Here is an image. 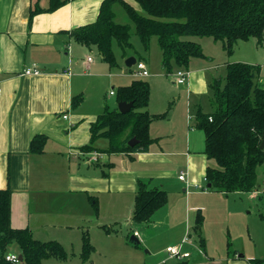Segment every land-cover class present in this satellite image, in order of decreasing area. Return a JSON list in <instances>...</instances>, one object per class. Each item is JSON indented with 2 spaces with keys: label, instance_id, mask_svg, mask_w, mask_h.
Masks as SVG:
<instances>
[{
  "label": "crops",
  "instance_id": "0c3cea01",
  "mask_svg": "<svg viewBox=\"0 0 264 264\" xmlns=\"http://www.w3.org/2000/svg\"><path fill=\"white\" fill-rule=\"evenodd\" d=\"M101 2L67 0L53 11L30 17L33 5L46 8L48 0H0V188L11 189V226L28 227L35 238L45 241H63L61 234L75 225L88 233L90 229L102 231V225L126 227L127 234L117 228L116 232L104 231L101 246L109 244L111 248L112 244L116 248L135 246L131 239L137 240L138 246L148 245L158 233L149 232L150 224L161 226L168 238L165 246L146 251L147 255L135 252L137 264H173L170 261L176 258L168 256V246L188 251L189 256L182 258L187 264H248L250 259L264 258V163L257 168V184L250 192L208 189L205 171L214 163L204 154L203 131L195 126L198 110H213L210 84L223 79L226 63L241 61L261 67L255 48L264 47V40L260 45L254 39L251 44V39L239 41L222 64H212V57L204 52V56L193 58L187 80L178 84L182 85L184 103L174 106L164 118L151 121L153 141L147 151L84 152L80 148L89 141L91 122L109 103L104 97L100 113L86 105L83 94L88 69L95 66L91 52L96 48L75 42L69 32L94 22ZM242 48L253 55L240 54ZM78 54L81 62L75 56ZM129 56L133 55L123 57L124 61ZM140 61L146 66V60ZM32 64L40 72L22 74ZM124 67L123 72L130 71L133 78L119 86L149 75L134 76V64L127 67L124 63ZM257 82L264 89V80L259 77ZM173 84H177L175 80ZM113 91L108 96H115ZM77 95L82 99L72 106ZM36 134L46 137L41 152L30 149ZM94 145L103 149L107 141L98 138ZM94 152L102 156L90 162ZM181 173L183 179L178 178ZM138 180L167 194L165 205L148 222L132 220ZM198 211L203 216L199 234L193 230ZM10 253L20 254L17 249ZM154 255L161 257L148 259ZM131 262L122 264H135Z\"/></svg>",
  "mask_w": 264,
  "mask_h": 264
},
{
  "label": "trees",
  "instance_id": "16d2710c",
  "mask_svg": "<svg viewBox=\"0 0 264 264\" xmlns=\"http://www.w3.org/2000/svg\"><path fill=\"white\" fill-rule=\"evenodd\" d=\"M67 0H48V6L37 4L30 8V17L43 11H53ZM140 11L124 0H102L96 20L72 29L71 38L84 46H94L101 59L111 67L118 66L115 46L121 57L131 47L132 27L143 48L148 49L152 36L157 37L161 51V68L166 75L172 68L187 69L193 58L204 56L201 45L194 38L207 36L222 41L226 54L231 55L239 41L253 38L257 44L264 40V0H134ZM120 6L130 22L116 21V7ZM140 60L139 57H136ZM137 59V60H138ZM260 65L246 62H227L222 80L211 82L213 110L196 113L195 126L204 133V154L213 161L205 171L208 189L223 193L250 192L257 184V168L264 163V89L258 86ZM150 87L146 80L136 78L116 89L115 101L132 102L126 113L110 108L104 110L90 124L89 141L81 146L84 152L135 153L147 151L153 141L149 125L161 119L166 112L153 114L147 110ZM82 99L72 98V106ZM104 138L107 146L95 147V141ZM136 142L130 146L129 140ZM46 137L36 134L30 149L41 152ZM166 191L151 187L147 182L137 181L132 220L148 222L156 210L165 205ZM97 213L96 201L93 203ZM261 216L264 218V214ZM11 189L0 188V264H41L44 258L63 259L66 251L56 240H39L28 228L11 226ZM203 216H195L193 230L199 234ZM106 232H116L107 225ZM130 240V239H129ZM202 244L203 239L200 238ZM139 245L137 240H132ZM15 244L22 261L5 259L11 254L9 246ZM94 247L87 229L82 230V262L90 259ZM185 259H176L173 264H187ZM248 264H264V258H253Z\"/></svg>",
  "mask_w": 264,
  "mask_h": 264
},
{
  "label": "rangeland",
  "instance_id": "374dc122",
  "mask_svg": "<svg viewBox=\"0 0 264 264\" xmlns=\"http://www.w3.org/2000/svg\"><path fill=\"white\" fill-rule=\"evenodd\" d=\"M130 1L135 6V8L140 11L139 5L134 0ZM116 13L117 22H130L123 8L119 5L116 7ZM194 39L199 42L205 55L208 58L212 57V64H222L231 56L224 52L222 41L219 39L215 40L207 36H197ZM250 39L251 42L249 43L251 44L253 38ZM130 43L131 47L125 49V53L127 55H133L135 57L143 58L144 60H146V67L149 75L147 77H143V79L148 82L150 87V98L147 110H150L151 112H154L156 114L166 112L167 115L174 106L179 107L184 103V99H182V85L173 84V74L177 69L173 67L172 72L169 75H166L162 71L161 51L158 46L156 36H152L150 38L148 49H144L138 35L132 27ZM255 49H257V53L260 54V57L258 55V57L256 56L258 58V61L256 62L262 64L260 67L261 69L259 77L264 80V47L263 45L257 46ZM238 52L240 54H247L246 56L253 55V53H251V51L247 48H242L240 51L238 50ZM91 53L95 58V66L88 69V75L86 77V89L83 96L86 99V105H92L94 107V110L100 113L102 111L104 97H108V103L111 108L116 107L115 96H108V92L111 90H116L119 85L129 83L133 77L130 75V71H127L128 73L123 72L125 69L124 59L121 57L120 49L117 46H115V53L117 56L118 66L115 67H111L108 63L102 61L96 50H93ZM75 56H77L80 62L82 61L80 54ZM188 69H191V65ZM222 74H224V72ZM97 107L99 108V111ZM102 141L105 142V140L103 139H100L99 142L101 143ZM114 156L118 157L120 155L115 154ZM111 157L113 158V156ZM112 228L113 230H116L117 228L118 232H121L123 234L128 233V230L126 231V227L124 226H114ZM148 229L151 234L158 232L156 235H154L152 241L150 240L151 242L148 245L141 243L140 246H138L133 243V245L135 246L116 248V246L112 244L115 249L111 248L109 244L101 246L102 242L104 241L106 232L104 229L102 231L90 229L88 234L90 242L92 243V245H94V249L90 254V259L82 262L79 257V253L81 250L82 229L80 226L75 225L70 232L61 234L63 241L58 240V242L62 244L63 248L66 251V257L63 259L56 257L44 258L41 264H122L126 263V261L135 262V260L138 259L135 252L139 253L140 255H147L146 251L151 253L153 252L152 250L155 251V248L165 246V239H168L166 238V234L161 231V226H154V224H150ZM167 237L170 238V235ZM12 249H18V247L15 244H12L11 246H9V251H11ZM160 257L161 255H154L152 257H148V259H150L151 261H156L160 259ZM170 262L174 263V261ZM137 263L138 262L136 261L135 264Z\"/></svg>",
  "mask_w": 264,
  "mask_h": 264
},
{
  "label": "built area",
  "instance_id": "2783aa9c",
  "mask_svg": "<svg viewBox=\"0 0 264 264\" xmlns=\"http://www.w3.org/2000/svg\"><path fill=\"white\" fill-rule=\"evenodd\" d=\"M90 59H91V57H88V60H90ZM39 72L40 71H39L38 67L35 64H32L30 66L25 67L22 71V74H24V75L38 74ZM133 75L138 76V77L148 75V70H147L143 61H140V60L135 61ZM188 76H189V71L186 69H177L173 74L175 83H177V84H183L187 80ZM0 92H1V88H0ZM109 93L113 94L114 91L111 90ZM63 117L65 118L66 116L64 115ZM101 156H102L101 153L94 152L92 155L89 156L88 160L90 162H93V161L95 162V161L99 160V158H101ZM178 178L183 179L184 178L183 173H181L178 176ZM135 234L136 233H134V235ZM187 240L188 239H185L184 241H187ZM166 252H167L169 257L176 258V259H182V258L188 257L190 254L188 251H183L179 246H168V247H166ZM5 259L13 261V262H20V260L18 259V256L15 254H9L8 253L5 255Z\"/></svg>",
  "mask_w": 264,
  "mask_h": 264
},
{
  "label": "water",
  "instance_id": "95a60500",
  "mask_svg": "<svg viewBox=\"0 0 264 264\" xmlns=\"http://www.w3.org/2000/svg\"><path fill=\"white\" fill-rule=\"evenodd\" d=\"M135 61H136V59L134 56H129L125 59L124 63L127 67H131L135 63ZM132 104H133L132 102L120 101L117 103V109L121 113H126L130 110V108L132 107ZM135 142H136V140L134 138H132L129 140L128 144L130 146H132ZM263 146H264V141H262L260 147H263ZM18 259L20 261H22L23 258H22L21 254L18 255Z\"/></svg>",
  "mask_w": 264,
  "mask_h": 264
}]
</instances>
